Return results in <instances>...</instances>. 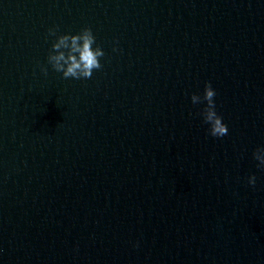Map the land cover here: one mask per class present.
Returning <instances> with one entry per match:
<instances>
[{"label":"water","instance_id":"water-1","mask_svg":"<svg viewBox=\"0 0 264 264\" xmlns=\"http://www.w3.org/2000/svg\"><path fill=\"white\" fill-rule=\"evenodd\" d=\"M258 148L264 0H0V264H264Z\"/></svg>","mask_w":264,"mask_h":264},{"label":"clouds","instance_id":"clouds-1","mask_svg":"<svg viewBox=\"0 0 264 264\" xmlns=\"http://www.w3.org/2000/svg\"><path fill=\"white\" fill-rule=\"evenodd\" d=\"M92 30L90 28L84 29V35L81 37L75 35L71 37L73 44V51L79 52V60H77L75 55H69L66 59L65 54L60 52L59 55H49V63H52L53 68L58 72H63L65 78L75 77L79 78L83 76L85 78H91L92 70L101 68V64L98 60V56H103L104 53L101 50H96L95 52L91 48V44L94 42V37L91 35ZM51 35H55V30H50ZM69 37L67 35L59 37V42L53 44V50L59 51L61 45L65 47ZM83 39V46L80 47L78 41ZM64 61L68 64L66 70H64V65L60 63ZM70 61V63H69ZM54 62V63H53ZM47 73V69H43ZM217 95L215 89L212 87L211 83H207L204 90L203 97L193 94L191 99L193 104H199L206 101V107L203 110L204 122L210 125V133L213 137H223L228 134V126L223 122L222 116H220L216 111L215 96ZM254 158L259 161L260 167H264V148H258L254 152ZM249 183L255 185L256 177L253 175L249 178Z\"/></svg>","mask_w":264,"mask_h":264}]
</instances>
